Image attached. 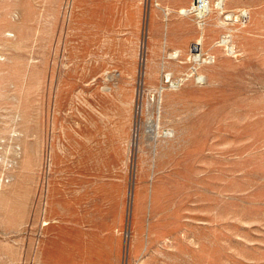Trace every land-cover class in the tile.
<instances>
[{"label":"rangeland","instance_id":"1","mask_svg":"<svg viewBox=\"0 0 264 264\" xmlns=\"http://www.w3.org/2000/svg\"><path fill=\"white\" fill-rule=\"evenodd\" d=\"M175 1L0 0V264H264V0Z\"/></svg>","mask_w":264,"mask_h":264},{"label":"bare ground","instance_id":"2","mask_svg":"<svg viewBox=\"0 0 264 264\" xmlns=\"http://www.w3.org/2000/svg\"><path fill=\"white\" fill-rule=\"evenodd\" d=\"M201 2H202V4H201V7L203 8V9H205V6L207 5V0H201ZM206 3V4H205ZM191 54H198L199 53V51H200V48H199V46L197 45V44H194L193 46H192V48H191ZM167 78H168V76H167ZM166 78V79H167ZM168 80H169V78H168ZM170 82V81H169ZM150 121V120H149ZM151 122V121H150ZM153 124V123H152ZM151 124V125H152ZM155 131V126L154 127H150V129H149V132H152V131ZM137 135V134H136ZM157 135V134H156ZM153 136H155V134H154V132H153ZM152 136V137H153ZM157 137V136H156Z\"/></svg>","mask_w":264,"mask_h":264},{"label":"built area","instance_id":"3","mask_svg":"<svg viewBox=\"0 0 264 264\" xmlns=\"http://www.w3.org/2000/svg\"><path fill=\"white\" fill-rule=\"evenodd\" d=\"M201 0H193V4L190 8L186 9V13L184 15H193L196 17V12L201 7Z\"/></svg>","mask_w":264,"mask_h":264},{"label":"crops","instance_id":"4","mask_svg":"<svg viewBox=\"0 0 264 264\" xmlns=\"http://www.w3.org/2000/svg\"><path fill=\"white\" fill-rule=\"evenodd\" d=\"M157 3H160V4H162V6L163 7H169V5L171 4V3H173L174 2V0H155ZM177 1V0H176ZM175 1V2H176ZM181 3L179 4V7H182V6H184V4H183V2L182 1H180ZM189 2V6L186 8V9H188L190 6H191V3L193 2V0H190V1H188ZM187 2V3H188ZM164 9H168V8H164ZM183 9V8H182ZM185 9V8H184Z\"/></svg>","mask_w":264,"mask_h":264},{"label":"water","instance_id":"5","mask_svg":"<svg viewBox=\"0 0 264 264\" xmlns=\"http://www.w3.org/2000/svg\"><path fill=\"white\" fill-rule=\"evenodd\" d=\"M193 46V45H192ZM142 48H143V45H142ZM142 66H143V63H142V57H141V59H140V70H139V76H141L142 75ZM139 83H140V81H139ZM139 93V92H138ZM130 198V193H129V195H128V199ZM125 236L127 237V232L125 233ZM125 245H126V243H125Z\"/></svg>","mask_w":264,"mask_h":264}]
</instances>
